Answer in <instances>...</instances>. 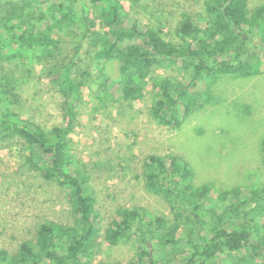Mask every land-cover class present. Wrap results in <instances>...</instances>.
I'll return each mask as SVG.
<instances>
[{"label": "trees", "instance_id": "obj_1", "mask_svg": "<svg viewBox=\"0 0 264 264\" xmlns=\"http://www.w3.org/2000/svg\"><path fill=\"white\" fill-rule=\"evenodd\" d=\"M87 1L96 11L93 18L87 7L79 12V0H0V63L25 58L31 64L55 62L65 39L78 34L74 27H79L82 38L94 37L89 53L96 70L119 63L117 80L101 69L95 81L103 89L101 96L134 100L154 68L171 64L182 70L185 80L157 83L151 109L154 120L172 129L181 127L197 99L220 76L264 74V55L257 52L264 47V6L252 11L248 0H206L209 16L185 15L180 43L174 44L127 13L124 0ZM65 59L46 71L64 97V125L50 130L15 112L21 79L0 67V144L16 137L24 141L30 149L28 160L42 178L70 190L76 222L63 226L41 221L35 242L22 243L14 254L0 249V264H93L100 216L88 177L82 167L75 168L70 147L84 86L77 78H88L93 67L76 77L74 62ZM145 177L146 188L172 204L175 219L120 208L105 237L112 244L133 245L135 257L127 263L98 264H264V187L237 188L215 197L212 186L193 188L192 170L183 160L155 155L146 161Z\"/></svg>", "mask_w": 264, "mask_h": 264}, {"label": "rangeland", "instance_id": "obj_2", "mask_svg": "<svg viewBox=\"0 0 264 264\" xmlns=\"http://www.w3.org/2000/svg\"><path fill=\"white\" fill-rule=\"evenodd\" d=\"M124 1L127 13L162 32L163 38L174 44L180 43L178 31L185 15L209 16L206 0ZM248 5L254 11L264 6V0H248ZM86 7L95 17L89 1L79 0L81 14ZM77 29L74 27L78 34L61 45L55 62L42 59L44 62L35 60L31 64L25 58L0 63V67L21 79L15 112L44 130L63 126L65 114L64 97L46 71L65 58L74 62L76 77L93 67L88 78H77L84 86L70 139L75 168L82 167L87 175L94 209L100 216L93 264L127 263L135 257L133 245L126 241L112 244L105 237L120 208L138 209L153 218L175 219L172 204L146 188V161L150 156L183 160L192 170L193 188L212 186L215 197L237 188L264 187V74L220 76L197 99L181 127L172 129L154 120L151 109L157 98V83L163 79L185 80L182 70L171 64L154 68L142 95L134 100L122 102L101 96L103 89L95 83L101 69L102 74L117 80L119 63L113 61L96 70L89 53L94 37L84 39ZM97 29L101 31L99 21ZM263 48L257 52L264 55ZM29 156L30 149L19 137L0 144V249L10 254L17 253L24 242H35L41 221L63 226L76 222L70 190L43 179Z\"/></svg>", "mask_w": 264, "mask_h": 264}]
</instances>
